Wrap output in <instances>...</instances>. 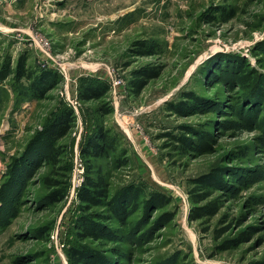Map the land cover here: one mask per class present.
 Masks as SVG:
<instances>
[{
    "label": "rangeland",
    "instance_id": "374dc122",
    "mask_svg": "<svg viewBox=\"0 0 264 264\" xmlns=\"http://www.w3.org/2000/svg\"><path fill=\"white\" fill-rule=\"evenodd\" d=\"M7 63L0 264H70L73 246L99 264H264V0H0ZM103 137L113 150L87 153ZM99 173L119 216L79 198ZM206 190L218 212L191 219Z\"/></svg>",
    "mask_w": 264,
    "mask_h": 264
},
{
    "label": "trees",
    "instance_id": "16d2710c",
    "mask_svg": "<svg viewBox=\"0 0 264 264\" xmlns=\"http://www.w3.org/2000/svg\"><path fill=\"white\" fill-rule=\"evenodd\" d=\"M224 17L227 18L230 16L229 12L223 13ZM25 59L20 58L15 66L14 72L17 74L18 77H23L26 75L25 72ZM10 73V67L9 63L6 64L5 68L1 71L0 73V79L6 78ZM140 76H145V77H151L155 76L158 71H155L154 68L146 70H142ZM139 77V80L137 81V88L143 85L145 83L146 78ZM79 96L82 98H91V97H96L97 96V91H83L82 93H79ZM66 131V125H62L59 128H54L49 131L48 138H52L54 136H62L65 134ZM49 141L51 139H48ZM102 142L104 144L108 145V141L103 137ZM89 148L86 149L87 153H90V155L93 156H104L105 153L113 150L110 145L103 146L97 141H89L87 144ZM109 148V150L107 149ZM50 151L53 153V149L51 148ZM194 182L201 184L198 186H201L202 188L206 187H211V178H205V177H200L194 179ZM87 184L83 187V189L79 193V198L85 202L86 205H107V208L111 209L112 214L115 216H119V212L126 207L124 203H121V205L118 204H113L114 200L111 199L109 190H108V185L106 182V179L103 174L97 175L95 178L88 179L86 182ZM211 195V191L206 190L203 193H193V198H191V202L193 204H196L193 206V214L191 215V219H199L204 215H215L219 208L220 205L217 204V202L214 199H209V196ZM207 200V201H205ZM202 201H205L203 203H200ZM200 203V204H198ZM116 206H119L120 208H116ZM83 231L81 232V238H87V237H93L95 236L98 238L101 235H97V233L91 226L89 225H83L82 226ZM249 232H242L241 239L245 238L246 235H248ZM90 254V255H89ZM68 258H69V263L70 264H99L94 262L96 259V254L93 253H88L82 248H78V246H73L69 249L68 251Z\"/></svg>",
    "mask_w": 264,
    "mask_h": 264
}]
</instances>
